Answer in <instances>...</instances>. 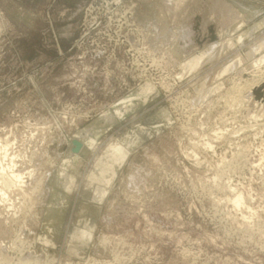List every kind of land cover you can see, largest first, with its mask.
Returning <instances> with one entry per match:
<instances>
[{
  "label": "rangeland",
  "instance_id": "374dc122",
  "mask_svg": "<svg viewBox=\"0 0 264 264\" xmlns=\"http://www.w3.org/2000/svg\"><path fill=\"white\" fill-rule=\"evenodd\" d=\"M259 81L264 0H0V264H264Z\"/></svg>",
  "mask_w": 264,
  "mask_h": 264
},
{
  "label": "bare ground",
  "instance_id": "6f19581e",
  "mask_svg": "<svg viewBox=\"0 0 264 264\" xmlns=\"http://www.w3.org/2000/svg\"><path fill=\"white\" fill-rule=\"evenodd\" d=\"M164 1V0H163ZM167 1V3L169 2H172V1H175V0H166ZM178 0H176V2H177ZM184 1V0H183ZM181 3V2H180ZM178 5V4H177ZM225 6V5H224ZM230 8V7H229ZM232 12H233V10H231ZM235 12V11H234ZM236 13V12H235ZM233 14V13H232ZM232 14L230 15V17L232 18L233 16H234V14H233V16H232ZM236 15H237V13H236ZM240 16V15H239ZM242 16V15H241ZM234 18V17H233ZM236 19V18H235ZM234 20V19H233ZM234 21H236L237 22V19L236 20H234ZM239 22H240V20H238ZM238 25V24H237ZM240 25L242 26V23H240ZM240 25L239 26H237V27H240ZM236 27V28H237ZM238 29V28H237ZM237 39V38H236ZM242 40V39H241ZM242 42V41H241ZM263 43V42H262ZM261 44V43H260ZM258 46V45H257ZM261 47H263V46H261ZM261 47L260 46H258V48L259 49H261ZM259 51V50H258ZM239 62V61H238ZM260 66V65H259ZM230 68V67H229ZM234 82V81H233ZM235 83V82H234ZM254 83V82H253ZM250 96H248V97H251V98H253V99H256L257 100V102H258V104L259 105H261V110L263 111H261L262 113V115H264V82H262V81H259V82H256L255 84H253L252 86H251V88H250V90H249V93H248ZM251 98H249L248 100H251ZM192 102V101H191ZM257 104V103H256ZM261 116V115H260ZM69 137V136H68ZM217 137V136H216ZM74 140H78L79 142H81L82 143V145H83V148H82V150H81V152L79 153V154H75L74 156L75 157H79V156H81L85 151H86V149L87 148H93L94 147V141H92V139H91V137L87 134V137H81L80 135H78V136H75L73 139H72V142L74 141ZM68 141V140H67ZM71 141V140H70ZM72 142H71V146H72ZM8 143V142H7ZM210 144V143H209ZM13 147V146H12ZM10 148H11V146L10 145H8V144H4L2 141H1V139H0V162L1 161H4V160H8V161H14L13 159H10V156H11V154H10ZM71 150V149H70ZM120 156H121V150H120V148H119V145L118 144H112L109 148H108V150L106 151V153H105V155H104V157L102 158V160L98 163V165H96L95 166V168L97 167V173H94L93 174V176L91 177L92 178V181H97V182H100L101 184L102 183H104V184H108L109 183V181H110V179L111 178H113V175H114V169H115V167L117 166V164H119L120 162H121V158H120ZM71 158V157H70ZM70 161V160H69ZM14 163V162H13ZM69 163V162H68ZM1 164H3V163H0V165ZM3 166V165H2ZM4 167V166H3ZM2 167V170H0V172L1 171H3V173L2 174H4V172L6 171L4 168H6V167H4L3 168ZM9 167V166H8ZM14 167V166H13ZM8 169V168H7ZM10 169H12V167L10 168ZM61 171V170H60ZM63 171V170H62ZM6 172H8V170L6 171ZM16 171H12V174L10 175V174H5V178H1V176H0V182H2L4 185H5V190H6V188L7 189H12V187L14 188H17V187H20V190H23V188H24V185H23V183H24V179H23V176H24V174H19V173H15ZM0 173V174H1ZM61 173V172H60ZM32 174V173H31ZM34 174V173H33ZM62 174H63V172H62ZM7 175V176H6ZM12 176V177H11ZM11 177V178H10ZM108 179V180H107ZM12 181V182H11ZM9 182H11L10 184H11V186H10V184H9ZM1 184V183H0ZM109 185V184H108ZM7 186V187H6ZM4 190V189H3ZM4 190V191H5ZM24 192V191H23ZM0 193H2V191L0 192ZM3 193H5V192H3ZM4 196H6L5 194H4ZM237 197V199H236V201H235V203L234 204H236V205H240L241 204V202H242V199H241V197H238V196H236Z\"/></svg>",
  "mask_w": 264,
  "mask_h": 264
},
{
  "label": "water",
  "instance_id": "95a60500",
  "mask_svg": "<svg viewBox=\"0 0 264 264\" xmlns=\"http://www.w3.org/2000/svg\"><path fill=\"white\" fill-rule=\"evenodd\" d=\"M82 148H83V145L78 140H74L72 142V152L74 154H79L81 152Z\"/></svg>",
  "mask_w": 264,
  "mask_h": 264
}]
</instances>
